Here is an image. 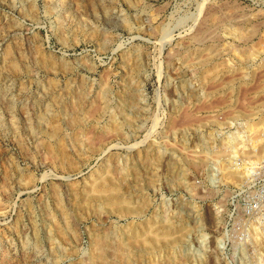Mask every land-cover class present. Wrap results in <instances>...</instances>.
Instances as JSON below:
<instances>
[{
    "label": "rangeland",
    "instance_id": "obj_1",
    "mask_svg": "<svg viewBox=\"0 0 264 264\" xmlns=\"http://www.w3.org/2000/svg\"><path fill=\"white\" fill-rule=\"evenodd\" d=\"M263 129L264 0H0V264H264Z\"/></svg>",
    "mask_w": 264,
    "mask_h": 264
},
{
    "label": "built area",
    "instance_id": "obj_2",
    "mask_svg": "<svg viewBox=\"0 0 264 264\" xmlns=\"http://www.w3.org/2000/svg\"><path fill=\"white\" fill-rule=\"evenodd\" d=\"M246 168L247 175L242 184L246 197L242 202V211L249 219L245 229L247 238L257 246L264 237V153Z\"/></svg>",
    "mask_w": 264,
    "mask_h": 264
},
{
    "label": "bare ground",
    "instance_id": "obj_3",
    "mask_svg": "<svg viewBox=\"0 0 264 264\" xmlns=\"http://www.w3.org/2000/svg\"><path fill=\"white\" fill-rule=\"evenodd\" d=\"M238 37V36H237ZM249 128V127H248ZM250 129V128H249ZM252 129V128H251ZM264 130V129H263ZM264 152V146L262 147V148H259L258 150H257V154L256 155H261L262 153ZM253 156H255V155H253ZM192 163H196V162H192ZM252 163V162H251ZM250 164V163H249ZM244 169H246V173H247V168H246V166L245 167H243V169L242 170H244ZM241 170V171H242ZM246 178V177H245ZM244 180V179H243ZM245 181V180H244ZM104 184V183H103ZM108 198V197H107ZM149 237V236H148ZM159 241V240H158ZM151 242V241H150Z\"/></svg>",
    "mask_w": 264,
    "mask_h": 264
}]
</instances>
